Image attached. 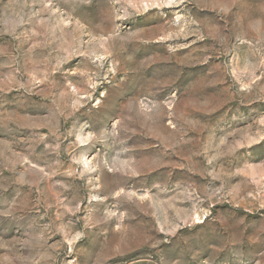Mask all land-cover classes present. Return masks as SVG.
I'll list each match as a JSON object with an SVG mask.
<instances>
[{
	"label": "rangeland",
	"instance_id": "obj_1",
	"mask_svg": "<svg viewBox=\"0 0 264 264\" xmlns=\"http://www.w3.org/2000/svg\"><path fill=\"white\" fill-rule=\"evenodd\" d=\"M0 264H264V0H0Z\"/></svg>",
	"mask_w": 264,
	"mask_h": 264
}]
</instances>
